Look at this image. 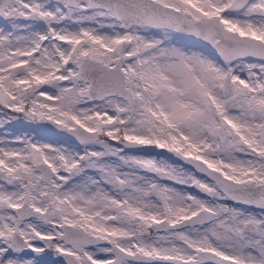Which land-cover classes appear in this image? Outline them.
Instances as JSON below:
<instances>
[{"label": "snow or ice", "instance_id": "1", "mask_svg": "<svg viewBox=\"0 0 264 264\" xmlns=\"http://www.w3.org/2000/svg\"><path fill=\"white\" fill-rule=\"evenodd\" d=\"M0 264H264V0H0Z\"/></svg>", "mask_w": 264, "mask_h": 264}, {"label": "rangeland", "instance_id": "2", "mask_svg": "<svg viewBox=\"0 0 264 264\" xmlns=\"http://www.w3.org/2000/svg\"><path fill=\"white\" fill-rule=\"evenodd\" d=\"M16 131L18 134H23V132L29 131V129L25 126H17ZM38 139H43L45 142H52L53 140L51 137H38Z\"/></svg>", "mask_w": 264, "mask_h": 264}, {"label": "water", "instance_id": "3", "mask_svg": "<svg viewBox=\"0 0 264 264\" xmlns=\"http://www.w3.org/2000/svg\"><path fill=\"white\" fill-rule=\"evenodd\" d=\"M155 151H161V150H159V149H156ZM155 151L152 153L153 155H155Z\"/></svg>", "mask_w": 264, "mask_h": 264}]
</instances>
